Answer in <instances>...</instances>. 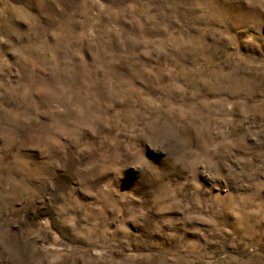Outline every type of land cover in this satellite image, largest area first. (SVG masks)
<instances>
[{
    "label": "rangeland",
    "instance_id": "rangeland-1",
    "mask_svg": "<svg viewBox=\"0 0 264 264\" xmlns=\"http://www.w3.org/2000/svg\"><path fill=\"white\" fill-rule=\"evenodd\" d=\"M261 15L264 0H0V158L88 173L62 166L42 199L0 201L38 231L43 264H264V25L243 26ZM145 127L215 163L195 205L105 170Z\"/></svg>",
    "mask_w": 264,
    "mask_h": 264
},
{
    "label": "clouds",
    "instance_id": "clouds-1",
    "mask_svg": "<svg viewBox=\"0 0 264 264\" xmlns=\"http://www.w3.org/2000/svg\"><path fill=\"white\" fill-rule=\"evenodd\" d=\"M225 3L226 8L230 9L231 0H225ZM218 22H228V17L224 16ZM261 25H264V15L243 26L258 28ZM20 155L28 161L22 171H16L14 167V152L10 151L0 158V173L7 177V169L11 168V175L15 177L0 180V201L8 204L19 203L23 208L42 199L53 189H59L57 169L62 166L81 184L88 179L87 170L74 167L75 161L71 157L58 158L57 163L56 159L46 161L43 157L30 153L21 152ZM104 168L113 173V180L117 184L131 174L136 178V187L166 191L167 199L170 200H175V194L184 189L185 193L191 195V203L194 205L197 203L195 196L200 190L197 177L201 172L211 180L222 178L207 152L201 155L199 151H194L180 129L166 138L160 136L155 128L145 127L142 131H137L126 149L117 145L105 159ZM34 173H38L35 178ZM177 179L182 180V183L173 188L171 185ZM13 227L15 231L10 230ZM40 239L38 231L21 219L19 211L13 210L7 214L0 212V264H43L48 261L47 249L41 248L37 243ZM250 251L255 256L254 248Z\"/></svg>",
    "mask_w": 264,
    "mask_h": 264
}]
</instances>
